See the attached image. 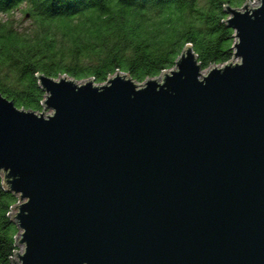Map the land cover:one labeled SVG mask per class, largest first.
Segmentation results:
<instances>
[{"label": "water", "instance_id": "95a60500", "mask_svg": "<svg viewBox=\"0 0 264 264\" xmlns=\"http://www.w3.org/2000/svg\"><path fill=\"white\" fill-rule=\"evenodd\" d=\"M217 7L218 66L181 43L137 82L32 71L36 111L0 94L7 264H264V0Z\"/></svg>", "mask_w": 264, "mask_h": 264}, {"label": "trees", "instance_id": "16d2710c", "mask_svg": "<svg viewBox=\"0 0 264 264\" xmlns=\"http://www.w3.org/2000/svg\"><path fill=\"white\" fill-rule=\"evenodd\" d=\"M238 3L0 0V94L16 107L36 111L39 91L32 85V71L52 78L57 72L74 80L92 77L98 82L118 70L137 82L171 68L168 64L181 43L191 46L200 69L218 66L230 58V31L217 19L226 17L217 4L236 8ZM18 8L29 21L26 27H17L10 17ZM14 203L0 188V264H7L15 250L14 229L6 216Z\"/></svg>", "mask_w": 264, "mask_h": 264}, {"label": "rangeland", "instance_id": "374dc122", "mask_svg": "<svg viewBox=\"0 0 264 264\" xmlns=\"http://www.w3.org/2000/svg\"><path fill=\"white\" fill-rule=\"evenodd\" d=\"M249 2V1H245ZM256 2L253 1L251 2L248 6H255ZM10 17L14 20V23L17 25V27H26L29 24V21L26 19L25 16H22L21 10L18 8L17 10H14L10 13ZM49 110L45 109V112H48Z\"/></svg>", "mask_w": 264, "mask_h": 264}, {"label": "built area", "instance_id": "2783aa9c", "mask_svg": "<svg viewBox=\"0 0 264 264\" xmlns=\"http://www.w3.org/2000/svg\"><path fill=\"white\" fill-rule=\"evenodd\" d=\"M10 213V212H9Z\"/></svg>", "mask_w": 264, "mask_h": 264}]
</instances>
